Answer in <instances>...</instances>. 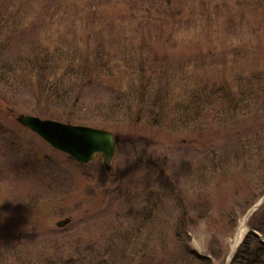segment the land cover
<instances>
[{
    "label": "rangeland",
    "instance_id": "374dc122",
    "mask_svg": "<svg viewBox=\"0 0 264 264\" xmlns=\"http://www.w3.org/2000/svg\"><path fill=\"white\" fill-rule=\"evenodd\" d=\"M0 11V264H195L186 249L230 264L243 241L254 256L264 200L232 245L264 198V0ZM19 113L111 130L110 169L53 148Z\"/></svg>",
    "mask_w": 264,
    "mask_h": 264
},
{
    "label": "water",
    "instance_id": "95a60500",
    "mask_svg": "<svg viewBox=\"0 0 264 264\" xmlns=\"http://www.w3.org/2000/svg\"><path fill=\"white\" fill-rule=\"evenodd\" d=\"M16 120L37 133L52 147L71 155L81 163L90 162L100 154L104 166L110 169L118 143V137L112 131L85 124L42 118L29 113L18 114ZM69 220V218L60 219L57 225L64 226Z\"/></svg>",
    "mask_w": 264,
    "mask_h": 264
},
{
    "label": "trees",
    "instance_id": "16d2710c",
    "mask_svg": "<svg viewBox=\"0 0 264 264\" xmlns=\"http://www.w3.org/2000/svg\"><path fill=\"white\" fill-rule=\"evenodd\" d=\"M4 17H5V15H4L3 11H0V20L3 19ZM0 27H1V22H0ZM35 60H36L35 62L37 63V65L33 67V71L32 72H34L35 70H38L37 69L38 64H40L42 62V61L40 62V60H38L37 57H35ZM0 66L2 68L1 63H0ZM47 85L48 86L46 88H43L44 93H47L52 88H55L56 87V81L53 82V83L52 82L47 83ZM233 100H234V97H233ZM67 119H68V117H67ZM244 242L245 241H243L238 246L237 251L233 255V259H232L230 264H236L237 260L238 261L243 260L244 261L243 264H256L258 258L263 257L262 255L264 253V245H260V244L257 243L256 245H258V246L255 247L254 256H252V255H248L250 245H248V242H247L246 245H244ZM184 254H185L186 257L189 258V260L195 262V264H213L212 255L211 254L210 255H208V254H199L195 250H192V249H186L184 251ZM240 264H242V263H240Z\"/></svg>",
    "mask_w": 264,
    "mask_h": 264
},
{
    "label": "bare ground",
    "instance_id": "6f19581e",
    "mask_svg": "<svg viewBox=\"0 0 264 264\" xmlns=\"http://www.w3.org/2000/svg\"><path fill=\"white\" fill-rule=\"evenodd\" d=\"M246 229H247L246 224H245V221L243 220V222L241 223L240 227L238 228L236 232L234 243L232 245V249H234L236 245L240 242V240L242 239V236L246 232Z\"/></svg>",
    "mask_w": 264,
    "mask_h": 264
}]
</instances>
